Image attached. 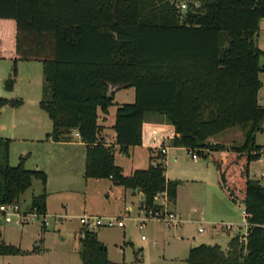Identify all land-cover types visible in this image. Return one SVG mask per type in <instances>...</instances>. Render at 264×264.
Wrapping results in <instances>:
<instances>
[{"label":"trees","instance_id":"trees-1","mask_svg":"<svg viewBox=\"0 0 264 264\" xmlns=\"http://www.w3.org/2000/svg\"><path fill=\"white\" fill-rule=\"evenodd\" d=\"M188 1L182 17L171 0H0V29L9 32L0 34L14 48L15 62L42 63L40 106L53 123L47 138L65 142L74 131L79 134L86 144L87 180H110L141 192L147 208H157L155 196L165 191L174 203L179 183L165 179L164 163L125 176L115 159L116 146L125 156L143 146L147 114L162 115L173 129L172 147L211 158L220 189L243 206L252 225L246 244L237 235L226 249L192 248L187 264H264V186L250 175L264 149L257 145L264 131L259 98L264 52L255 44L264 0ZM15 85L14 70L6 88L13 91ZM115 88L134 89L135 101L117 105L110 146L99 119L116 106L115 93L109 96ZM19 104L0 98V117L5 107ZM235 128L243 143L226 149L231 153L226 160L217 159L214 154L225 146L210 139ZM10 146L11 140L0 138V205L19 203L38 180L44 191L33 197L31 208L47 213L46 174L26 169L23 159L11 166ZM80 242L83 264H119L109 259L97 232H85ZM21 254L2 242L1 256Z\"/></svg>","mask_w":264,"mask_h":264},{"label":"rangeland","instance_id":"rangeland-1","mask_svg":"<svg viewBox=\"0 0 264 264\" xmlns=\"http://www.w3.org/2000/svg\"><path fill=\"white\" fill-rule=\"evenodd\" d=\"M183 3H186L189 7L188 0H175V4L177 5ZM175 8L176 12L184 17L187 10L183 11L178 10L177 7ZM261 22L263 23H260L262 30H259L256 35L255 43L258 48L264 50V20ZM4 32L9 34L8 31L0 29L1 34H4ZM260 65L264 69V57L261 58ZM40 67L41 65L35 62H17L15 64L9 58H5V60L0 59V98L20 100L30 98L29 96L33 97L36 89L38 91L36 78L38 77V70L40 75ZM18 69L20 72L19 76ZM14 70L16 71V85L18 83L20 89L17 96L15 93H12L14 90L9 91L5 89L6 82L14 74ZM260 80L263 87L260 90L259 98L264 105V72L260 74ZM42 85L38 91L41 96L43 92ZM131 93H133V90H131ZM130 95L128 93L127 101L123 104L134 102L132 94ZM119 97V95L116 97V106H113L110 110L112 115L108 118L109 123L114 122V112L117 111V105H121L118 104ZM7 110L13 111L11 108H7ZM16 112L17 116L20 117L21 113L19 111ZM158 116L164 121L162 119L159 120ZM159 122L163 126H170L166 117L154 113L147 114L143 125V135L146 123L156 124ZM218 139L225 146V150L214 154L217 159L224 158L225 156L228 157V153L230 152L226 149L230 148V145L240 146L243 143L242 131L239 128L219 135ZM257 145L264 146V131L257 136ZM25 148H29V144L18 141H15L10 146L12 153L11 166H17L21 162L19 159L20 154ZM82 151L83 148L78 147L71 151V156L75 160L80 161ZM128 153L130 155L125 156L120 151H117L115 155L116 164L123 169L125 176H131L137 169L148 168L149 151L147 149L137 147V149H130ZM157 160L155 158V162H158ZM198 162L200 165H208L207 169L209 168V170L203 169V171L197 174H191L192 169L190 167L195 162L189 155L186 158V162H181V160L176 162V160L170 157H166L163 162L165 167L167 166V176H178V178L183 176L184 179L201 176V178H207L205 181L208 182L209 180V182L213 183V185H209L210 187L206 183H188L184 189L180 190L181 203L187 214L183 218L189 221L183 225L172 226L157 221L141 224L139 222L140 219H144L145 217L143 214H140L139 206L144 202L145 196L140 195L135 198L134 205H132L130 203L131 196L123 187H114L109 180H87L85 178V170L84 174L79 173L77 175L75 171L78 168L74 166V172L77 176L71 182L62 178L63 170L51 168L49 174L43 171L47 176V182L49 179L46 193L50 194L48 211L51 226L48 228L43 227L40 220L33 221L26 225L25 228L2 224L1 228L4 229L5 234L4 240L8 244H16L20 240L26 245L37 241L39 245H48L55 253H72L80 246L81 234L84 231L80 224V218L84 214H88L101 217L126 218L125 228H102L96 231L99 241L108 249L110 260L119 264H173L172 259L174 258L180 259L176 264H184L182 261L189 255V251L192 248L201 245H220L223 249L227 248L230 240L228 234L224 233L223 236L217 237L214 228L206 224L207 222L201 225L205 232L199 233L200 222L193 221V219H199L200 221H205L208 218L216 219L220 214V208L214 197V192L219 191V189L217 190L215 164L211 158L206 160L200 159ZM184 164L187 165L186 169L183 168ZM263 173L264 158H261L259 161L251 164L250 175L253 179L260 181ZM260 182L264 186V180ZM43 189L44 187L40 181L36 180L32 189L22 197L23 201L27 202L25 204H28L32 194L37 196L43 192ZM129 206H132L131 211L128 209ZM125 208H127L126 211ZM241 218L243 222L242 213ZM235 233L234 230L231 236H234ZM242 234H244V231H242ZM1 244L0 238V246Z\"/></svg>","mask_w":264,"mask_h":264},{"label":"crops","instance_id":"crops-1","mask_svg":"<svg viewBox=\"0 0 264 264\" xmlns=\"http://www.w3.org/2000/svg\"><path fill=\"white\" fill-rule=\"evenodd\" d=\"M172 3L175 4V0H172ZM177 5V4H176ZM13 24V23H11ZM261 24H263L261 22ZM260 24L262 30V25ZM264 32V31H263ZM5 37L1 36L0 34V56L2 55H8L9 59L11 61H14L15 58V52L13 47H6L4 43ZM256 44V43H255ZM262 50V49H261ZM264 52V50H262ZM4 59L5 58H0ZM15 62V61H14ZM18 62H27V61H18ZM33 63V62H31ZM37 64H40V75L38 70V77L37 79V88L38 91L43 83V92L42 96L36 89V93L33 97L29 96L30 98H23V99H10L12 101H20V104L16 107H5L2 110L1 117H0V138L2 139H9L12 141V144L15 141L18 142H24L29 144V148H25L21 154H20V161L23 159L24 167L28 170H36V171H44L45 173L49 174V171L51 168H57L58 170L62 171V178H64L66 181L71 182L77 175L84 174L85 165H86V144L83 143L80 139V136H77V132L72 133V138L69 141L65 142H54L52 139H48L47 136L50 134L53 130V123L49 117V115L41 108L40 102L42 101L44 97V87H45V80L43 75V65L40 62H35ZM17 64V62H15ZM19 69H18V76H19ZM42 78V79H41ZM5 89L7 90L6 86ZM19 87L18 83L15 85L14 92L17 96L19 94ZM35 90V89H34ZM115 93V104H116V97L119 95L120 99L118 101V104H123L125 101H127L128 93L129 96L132 94V98L135 101V90L134 89H112ZM131 90H133V93H131ZM35 92V91H34ZM127 94V95H126ZM30 99V100H28ZM260 103L263 105L262 100H260ZM7 108H11L13 111H8ZM15 110V111H14ZM111 110V109H110ZM21 113L20 117L17 116V112ZM111 112L109 111V114L106 116L102 113H100V119H99V126L101 127V135L106 140L107 144L110 146H114L115 140H116V132L114 130L115 120L113 123H109V117H111ZM5 116V117H4ZM116 117V112H114V119ZM159 120L162 118L160 116L157 117ZM162 121H164L162 119ZM162 123H156V124H150L146 123L144 126V135H143V146L142 148H145L149 151V165H157L159 163H163L164 158L160 155L159 147L162 145V143L167 141H172L173 138V129L170 126H163ZM230 131V130H229ZM227 131V132H229ZM210 142L212 144H221V141L218 139V136L213 137L210 139ZM223 145V144H221ZM231 146V145H230ZM261 146V145H259ZM78 147L83 148L80 161L75 160L71 156V151L74 149H77ZM264 147V146H261ZM116 152L120 151L119 147H115ZM130 149H137V147L130 148ZM129 149V150H130ZM228 149V148H227ZM231 153H228V157ZM11 151H10V164H11ZM130 155V154H129ZM187 150L185 148H179V147H171L168 152V156L176 160L178 162L181 160V162H186L187 158ZM159 158L155 162V158ZM225 156L222 157L221 160H226L228 158ZM151 158H154V160H151ZM206 160V159H203ZM160 161V162H159ZM194 161V160H193ZM192 167L191 174L192 173H199L200 171L209 170L207 169L206 165H200V163L197 161H194ZM20 164V163H19ZM18 164V165H19ZM17 165V166H18ZM148 165V167H149ZM183 167L186 169L187 165L184 164ZM74 166H76L78 169L75 171L77 175H75L74 172ZM203 166V167H202ZM205 166V167H204ZM80 167V168H79ZM167 168V166H166ZM140 170V169H137ZM82 171V172H81ZM136 171V170H135ZM167 171V169H166ZM206 176V175H205ZM182 177V178H180ZM167 176V173L165 172V179L167 181H176L179 183V187L177 190V197L174 203H172V208L179 213L182 216H187L185 209L181 203V199L179 196L180 190L184 189L186 187V184L188 183H201V184H207L213 185V183L205 181L207 178H201V176H195L192 178H186L184 179L183 176ZM176 179V180H174ZM200 179V180H199ZM33 181L32 187L34 185ZM110 181V180H109ZM111 182V181H110ZM41 183V182H40ZM112 183V182H111ZM49 184V179L47 182V186ZM32 187L30 189H32ZM116 187V186H114ZM29 189V190H30ZM125 189V188H124ZM214 189V188H213ZM217 191L214 192V197L216 198V202L220 208V214L215 219L208 218L205 221H200L199 219H193L194 222H200L201 225L206 224L211 225L217 237L223 236V234H228L230 237L229 242L231 239L237 235H240L242 233V218L241 213L243 212V206L240 204H233L231 203L227 197L224 195L222 190L220 189V186L217 181ZM28 190V191H29ZM27 191V192H28ZM44 191V189H43ZM125 191H128V194L131 196L130 203L134 205V199L137 198L140 195L145 196L141 192H134L129 189H125ZM26 192V193H27ZM25 193V194H26ZM43 193V192H42ZM41 193V194H42ZM25 194L23 196H25ZM39 194V195H41ZM48 194V193H47ZM37 195V196H39ZM22 196V197H23ZM20 199V205L23 209H30L31 203L33 197H35L34 194L29 198L28 204H25L27 202L23 201V198ZM50 194H48L47 197V206H46V212L49 215L48 211V202H49ZM24 203V204H23ZM144 203V202H143ZM143 203L140 204L143 205ZM26 205V206H25ZM139 206V207H140ZM132 206H129L128 209L131 211ZM127 208H125V211ZM186 220V219H185ZM204 220V219H203ZM188 221V220H186ZM189 222V221H188ZM28 225V224H27ZM225 225H232L231 230H227L225 228ZM26 225H23L21 227L25 228ZM4 229L1 228L0 225V238L1 241L8 244L4 239ZM235 230V235L231 236V233ZM24 233V232H23ZM98 235V233H97ZM99 239V238H98ZM42 242V241H41ZM8 245H12L14 247L19 248L22 251L21 255L18 256H1L0 255V264H83L80 253L82 251V246L80 243V246L77 247L74 252H67V253H55L52 251V248L48 245H39L37 241L30 242L28 245L24 244L22 241H18L16 244L10 243ZM223 248V247H222ZM226 249V248H224ZM191 250V249H190ZM190 252V251H189ZM109 255V253H108ZM189 256V255H188ZM188 256L182 261L184 264H187ZM110 259V256H109ZM180 260L178 258L172 259L173 264H176V262ZM113 262V261H112Z\"/></svg>","mask_w":264,"mask_h":264},{"label":"built area","instance_id":"built-area-1","mask_svg":"<svg viewBox=\"0 0 264 264\" xmlns=\"http://www.w3.org/2000/svg\"><path fill=\"white\" fill-rule=\"evenodd\" d=\"M178 10H187L188 5L186 3L176 5ZM79 137V134L77 133ZM172 147L171 142L165 140L162 145L159 147L160 155L166 159L168 156L169 149ZM261 158H264V149L258 152ZM187 154L192 157L194 161H199L201 158L196 152L187 150ZM164 162V161H163ZM264 180V173L261 175L260 181ZM154 205L157 208H147L145 205L139 207L140 214L144 215V219H140L141 224H145L149 221L164 222L172 226H180L185 224L187 221L183 218L182 215L177 213L173 208L171 201L169 199L168 193L162 192L158 193L155 196ZM129 213V212H128ZM243 222L242 230L244 234H240L241 242L246 244L247 238L249 235V230L252 225L249 223L250 215L243 208ZM49 215L47 213H41L37 208L23 209L20 203L12 202L8 204L0 205V225H14V226H23L32 223L35 220H40L42 226L48 228L51 226L49 221ZM126 218L125 217H101L84 214L80 218V224L83 227V232L81 238L85 237V232H96L102 228H125L126 227ZM227 230L232 229V225H225ZM205 230L203 227L199 228V233H204Z\"/></svg>","mask_w":264,"mask_h":264},{"label":"water","instance_id":"water-1","mask_svg":"<svg viewBox=\"0 0 264 264\" xmlns=\"http://www.w3.org/2000/svg\"><path fill=\"white\" fill-rule=\"evenodd\" d=\"M113 92V90L111 89L110 92H109V96H111V93Z\"/></svg>","mask_w":264,"mask_h":264}]
</instances>
